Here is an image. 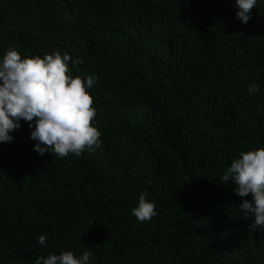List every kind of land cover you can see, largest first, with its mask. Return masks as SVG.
<instances>
[{
	"label": "trees",
	"instance_id": "1",
	"mask_svg": "<svg viewBox=\"0 0 264 264\" xmlns=\"http://www.w3.org/2000/svg\"><path fill=\"white\" fill-rule=\"evenodd\" d=\"M0 0V56L67 53L100 146L39 155L28 124L0 143V264L61 251L90 264H264V231L223 172L264 148V0ZM78 60V63H73ZM255 83L256 92H249ZM156 215L131 213L138 197ZM44 235L41 246L38 237Z\"/></svg>",
	"mask_w": 264,
	"mask_h": 264
},
{
	"label": "clouds",
	"instance_id": "2",
	"mask_svg": "<svg viewBox=\"0 0 264 264\" xmlns=\"http://www.w3.org/2000/svg\"><path fill=\"white\" fill-rule=\"evenodd\" d=\"M258 0H234L235 17L247 23L250 10ZM67 53L53 51L40 56L21 55L15 48L7 49L0 56V143L11 142L12 132L28 124L33 149L56 158L69 154L79 156L84 150L92 151L100 146L101 133L90 123L95 116L92 98L86 91L96 80L94 74L81 78L73 76L68 69ZM74 60L73 63H78ZM258 91L255 83L249 92ZM221 179L231 180L236 195L242 199L237 209L248 224L250 231H264V148L241 151L223 172ZM132 215L140 222L156 215L155 204L141 194ZM46 237L40 235L38 243L43 246ZM91 253L83 251L53 252L38 256L34 264H90Z\"/></svg>",
	"mask_w": 264,
	"mask_h": 264
}]
</instances>
